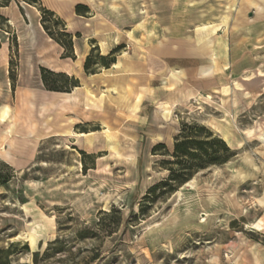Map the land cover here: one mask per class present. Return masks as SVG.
Listing matches in <instances>:
<instances>
[{"label": "rangeland", "instance_id": "obj_1", "mask_svg": "<svg viewBox=\"0 0 264 264\" xmlns=\"http://www.w3.org/2000/svg\"><path fill=\"white\" fill-rule=\"evenodd\" d=\"M59 1L10 0L0 7L8 47L0 51V75L8 71L2 83L8 78L13 92L37 81L46 89L39 50L56 43L49 52L61 55L70 74L55 72L81 86L70 92L76 99L28 87L17 93L15 135L44 140L23 169L0 158V264H264V0H255L261 7L252 0H63L66 14L45 20L64 43L66 28L73 51L42 23L43 8ZM202 33L211 40L204 45ZM102 37L109 53L117 49L115 62L130 65L133 90L118 105L102 100L101 80L89 82L96 96L81 85L90 75L84 70L90 53L91 69L105 68L98 63ZM170 67L183 69L185 78H174ZM162 104L175 107L171 121L158 111ZM102 119L114 128L117 153ZM185 123L222 138L230 148L220 152L226 161L198 168L191 185L147 202L143 212L147 191L169 174L165 161L174 160ZM69 130L94 132V145L76 142ZM198 137L211 139L205 132Z\"/></svg>", "mask_w": 264, "mask_h": 264}, {"label": "trees", "instance_id": "obj_2", "mask_svg": "<svg viewBox=\"0 0 264 264\" xmlns=\"http://www.w3.org/2000/svg\"><path fill=\"white\" fill-rule=\"evenodd\" d=\"M9 3L10 0H6V2L0 3V7L8 6ZM82 8L86 7L80 4L77 5L76 11L78 14H82ZM43 13L44 17L42 23L45 30L65 48V51H73L72 35L66 32V28H63L62 30L65 36L70 38L68 43H64L60 39L55 38L54 33H52L50 28L46 25L45 15L48 14L55 16V13L46 8H43ZM1 46L2 40L0 37V48ZM116 52L117 49H114L108 55H100L98 63L105 68L111 67V65L116 61L115 57L111 56H113ZM91 59L92 53H90L85 60L84 70L88 74H95L97 71L91 69L90 67ZM41 72L44 86L49 91L71 92L75 87L80 86L79 79L74 76H70L67 73L55 72L44 67H41ZM58 82H64L65 85L59 86L57 85ZM202 132H205L209 137H211V139L198 137V135ZM158 146H162V144H158L156 147ZM210 148L213 150V156L211 159H205V157L210 154ZM221 151H230L229 146L222 138L214 136L212 132L207 131L204 126H200L198 123H185L174 143L172 152L174 160L165 161L166 165H168V176L159 183L153 185L147 191V194L144 196L142 201L141 210L144 212V205L147 204V202H155L159 198H164L174 193L178 187L183 186L192 179L194 174L198 172V168H204L211 163H223L226 161V157H221ZM198 157H200L199 163ZM158 190H160L159 193H157ZM34 257L36 258V255H34Z\"/></svg>", "mask_w": 264, "mask_h": 264}, {"label": "bare ground", "instance_id": "obj_3", "mask_svg": "<svg viewBox=\"0 0 264 264\" xmlns=\"http://www.w3.org/2000/svg\"><path fill=\"white\" fill-rule=\"evenodd\" d=\"M251 3L253 5H255V6H257V7L260 6L259 3L256 2L255 0H252ZM103 22H104V24L106 23L105 20ZM143 25H144L143 22L138 24V26H143ZM205 29H207L205 26L201 27L202 31H204ZM101 32H102V29L101 28H97V31L95 32V34L97 35V34H100ZM134 32H135V30L130 32V34L133 35ZM32 35L33 34L30 33V37H32ZM207 36H209L208 33H202V37L199 39V40H202L200 42H203L202 43L203 45L207 41H211L210 38L209 39L207 38L206 41L203 40V39H206ZM99 42H100L102 54L103 55H108L109 54V49H111V48L110 47L108 48V43H107L106 37L100 38ZM55 44L45 45V46H43L41 48V50H39L40 61L45 63L47 65V67L49 69L53 70V71H65V72L69 73L66 70V67L59 63L60 59L57 56H54L53 54H51L49 52L50 47L55 45ZM87 54H88V51L85 53V55H87ZM85 55H80V58H79L80 60H78L76 62L78 64V68L79 69L78 70L74 69L75 72L78 73V71L82 70L83 58H84ZM129 70H130V65L128 64L127 59H121L118 62H114L111 65V67L104 68L101 72L88 75L87 76V80H83L81 85L86 87L93 96H96L95 92L93 90H91V88L89 87V82L92 84V83L96 82L97 80H101L104 83V85H102V86L104 87L106 85V89H104V90L101 89L100 90V95L102 96V100L106 101V102H109L111 104H117L118 105L123 100H128L129 94L133 90V86L128 81V72H129ZM212 71H213V67L205 68V69H203L202 74L208 75ZM169 74H172V76H174V78H176V79L185 78V72L181 68L170 67ZM80 88H81V86L75 87L74 88V92L77 91ZM219 90L222 91V92H225V91L228 90V88L226 86H224V87H221ZM74 92L73 93L64 92V94L69 96V97H71L72 99H76L77 94L74 93ZM145 92H146V89H145ZM157 108H158V111L160 112L161 116L163 117V119H164L163 113L168 112L170 114V120L169 121L172 120V116H173V113H174V110H175L174 106H171L170 108H168L166 104H162L160 106H157ZM91 114L92 113H90V112L88 114H86V115L84 114L85 118H82L83 120H81V121L86 120L87 117H89ZM120 115H122V114H120ZM100 122L106 128L104 130V134H105V137H106V139L108 141V147L110 149H112L114 152L117 153L118 152V147H117V145H116V143L114 141V135H113L114 128L111 126V124H109L104 119L100 120ZM17 124H18V122H17V113L15 111H13V107L7 102H4V103L0 104V149L4 148L5 141L7 140V138L9 136H14L15 135V130L17 128ZM177 132H179V131H177ZM68 134L71 137H74V138L76 137L77 138V139H75L76 142H80L82 138H85V140L87 141V143L90 146L94 145V138H93L94 132H91V133H83V132L77 133V132L69 130ZM157 138L159 140H161L162 139V135L158 134ZM6 154H8V152H6ZM193 182H194V179L188 181L184 185L188 186V185H191ZM26 238H28L31 241L32 245L37 244L38 237L36 235H34L32 233H29V234H27Z\"/></svg>", "mask_w": 264, "mask_h": 264}, {"label": "crops", "instance_id": "obj_4", "mask_svg": "<svg viewBox=\"0 0 264 264\" xmlns=\"http://www.w3.org/2000/svg\"><path fill=\"white\" fill-rule=\"evenodd\" d=\"M62 4H63V0H60L57 3V5L50 6L48 8L49 10L53 11L55 14L62 17L64 14H66L65 7ZM7 49L8 47H5V45H2V47L0 48V51L6 52ZM59 56L63 62L64 59L61 57V55ZM37 63L39 64V66L47 68L45 65H43L40 62V60ZM6 76H8V71L5 72L4 75L2 76L0 75L1 86H3V88L1 87L3 95H1L0 93V96H3L4 101L8 102L13 108L17 105V93L20 88L28 87V88L34 89L39 94H43L47 92V90L44 89V87H42L43 85L41 81H37L38 85H22V86L19 85L13 92L8 78H6L4 82L2 83L3 80H1L2 79L1 77H6ZM38 80H40L39 77H38ZM42 140L44 139L36 138V137H28L23 133L14 135V136H9L4 144V148L9 153L6 155L0 154V158L5 160L8 164H10L15 169H23L27 167L29 164H31L34 158L36 157L37 147Z\"/></svg>", "mask_w": 264, "mask_h": 264}]
</instances>
